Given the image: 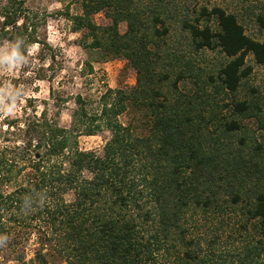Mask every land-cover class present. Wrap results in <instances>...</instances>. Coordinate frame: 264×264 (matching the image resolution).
Returning a JSON list of instances; mask_svg holds the SVG:
<instances>
[{
	"label": "trees",
	"instance_id": "obj_1",
	"mask_svg": "<svg viewBox=\"0 0 264 264\" xmlns=\"http://www.w3.org/2000/svg\"><path fill=\"white\" fill-rule=\"evenodd\" d=\"M72 2L78 12L60 14L83 33L81 47L126 60L135 84L106 89L96 110L76 95L67 128L44 111L4 118L0 264H264V143L244 147L235 135L248 117L264 129L255 104L238 98L252 71L247 56L264 65V16L259 40L221 7L192 19L173 17L180 12L163 0ZM98 12L106 25L95 24ZM0 18L13 56L46 45L24 0H6ZM172 18L188 52L167 45ZM205 50L222 56L211 71L191 57ZM183 80L189 88L178 87ZM103 130L100 153L78 147L80 135Z\"/></svg>",
	"mask_w": 264,
	"mask_h": 264
},
{
	"label": "rangeland",
	"instance_id": "obj_2",
	"mask_svg": "<svg viewBox=\"0 0 264 264\" xmlns=\"http://www.w3.org/2000/svg\"><path fill=\"white\" fill-rule=\"evenodd\" d=\"M6 0H0V8ZM145 3L154 0H144ZM169 3L173 17L187 15L194 19L199 17V9L206 7H221L233 13L244 26L247 35L262 40L258 31L257 16H264V0H163ZM24 6L40 16V24L36 33L39 43L30 45L26 55L13 56L12 43L0 41V127L4 118L22 119L25 113L31 114L35 110L37 115L43 111L50 119H54L60 126L69 127L71 114L75 109V97L81 95L88 103V107L96 110L100 96L106 89L127 88L135 84V72L122 58L102 59L97 51L87 52L80 45L83 33L74 31L71 23L63 14L66 8L71 14L78 12V5L72 0H24ZM170 39L167 43L172 48L183 47L188 52V44L184 39L185 33L180 23L172 18ZM93 20L96 25L104 26L109 20L104 12H98ZM1 22V18H0ZM212 24V23H211ZM214 27V26H213ZM125 24L119 25L123 32ZM7 57H12L8 60ZM191 57L206 70H213L222 56L217 50H205L192 54ZM90 63L91 68L86 63ZM252 71L240 87L238 98L254 103V112L264 115V65L254 62L252 55L246 58ZM178 87L189 88L190 83L182 81ZM25 110V111H24ZM132 112L120 116L124 123L132 117ZM23 121V120H22ZM242 129L235 135L243 138L244 147H252L255 141L264 143V129L256 117L242 120ZM2 129V128H1ZM109 132L100 131L94 135H80L77 139L81 150L100 153ZM67 201L72 198L71 193L65 196ZM36 241L32 237L25 247L26 259L33 256ZM51 264H58L59 260L50 258ZM5 264H14L8 261Z\"/></svg>",
	"mask_w": 264,
	"mask_h": 264
},
{
	"label": "clouds",
	"instance_id": "obj_3",
	"mask_svg": "<svg viewBox=\"0 0 264 264\" xmlns=\"http://www.w3.org/2000/svg\"><path fill=\"white\" fill-rule=\"evenodd\" d=\"M17 53L14 51L13 55H16ZM8 60H11L12 57H7Z\"/></svg>",
	"mask_w": 264,
	"mask_h": 264
}]
</instances>
